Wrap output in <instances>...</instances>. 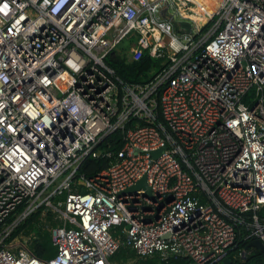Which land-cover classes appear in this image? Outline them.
<instances>
[{
  "label": "built area",
  "instance_id": "2783aa9c",
  "mask_svg": "<svg viewBox=\"0 0 264 264\" xmlns=\"http://www.w3.org/2000/svg\"><path fill=\"white\" fill-rule=\"evenodd\" d=\"M207 3L0 0V264H114L120 245L236 264V222L264 244V0ZM145 53L162 66L144 83L109 65ZM118 129L110 164L75 179ZM143 176L150 193L127 190ZM39 207L56 221L48 259L7 241Z\"/></svg>",
  "mask_w": 264,
  "mask_h": 264
},
{
  "label": "trees",
  "instance_id": "16d2710c",
  "mask_svg": "<svg viewBox=\"0 0 264 264\" xmlns=\"http://www.w3.org/2000/svg\"><path fill=\"white\" fill-rule=\"evenodd\" d=\"M109 65L115 70V74L127 84L144 83L161 68L159 59L150 57L147 53L135 61H126L123 57H116L109 60ZM161 120L160 117L157 118ZM144 120H131L124 128L135 124H144ZM123 144L122 130H115L112 133L104 136L97 145V150L100 154L95 157L86 158L78 167L75 179L90 178L99 174L105 169L114 159L115 154L120 150ZM110 153V157H108ZM73 190L80 193H85L86 188L83 185L73 186ZM22 208H18L17 212ZM43 207L37 208L24 220H22L15 230L10 234L7 241H11L15 237H27V247L34 256L40 259L51 258L56 249L52 243L51 228L56 224L53 219V214L46 212L44 215V222H41V211ZM259 220L264 222V206L257 212ZM12 219V217L10 218ZM121 227H114L111 229L113 236H121ZM236 239L233 245L229 248V256L233 260V254L240 249L248 246L252 238H245L246 226L242 223H235ZM249 253L245 259H236V264H264V252L256 248H248ZM116 264H187L188 259L182 256L171 257L168 262L160 260L158 256L137 257L134 252L124 245H120L116 253L111 257Z\"/></svg>",
  "mask_w": 264,
  "mask_h": 264
},
{
  "label": "water",
  "instance_id": "95a60500",
  "mask_svg": "<svg viewBox=\"0 0 264 264\" xmlns=\"http://www.w3.org/2000/svg\"><path fill=\"white\" fill-rule=\"evenodd\" d=\"M161 14L164 17L170 18L169 16H166L165 15V10H162L161 11ZM172 21H173V23H174L175 26L177 25V26H179L181 28L186 29L187 31H190L191 30V25L187 21H179L177 19H172ZM162 149H164V147H162V148H160V149H158L156 151H153L152 152L153 158H156ZM138 188H146L147 189V192L150 193V188L146 184V177L145 176H143L141 179H139L137 181V183L134 185L133 188H128L127 190L128 191H131V190L138 189ZM248 247H255L259 251L264 252V244L262 243V241L260 239H256L255 238V239L251 240L250 243L248 244V246L246 248H248ZM223 262H224V264H232L231 263V260L228 257L224 258L223 259Z\"/></svg>",
  "mask_w": 264,
  "mask_h": 264
},
{
  "label": "rangeland",
  "instance_id": "374dc122",
  "mask_svg": "<svg viewBox=\"0 0 264 264\" xmlns=\"http://www.w3.org/2000/svg\"><path fill=\"white\" fill-rule=\"evenodd\" d=\"M205 2H208V1H210V0H204ZM206 4H208V3H206ZM124 42H126V41H124ZM123 42V43H124ZM49 191H51V190H49ZM49 191L47 192V193H49ZM47 193L45 194V195H47ZM44 195V196H45ZM44 197H42L41 198V200L43 199ZM53 208V207H52ZM46 212H49V213H51V214H53V210L51 209V208H49V209H43L42 211H41V222H44L45 220H44V215L46 214ZM27 237L25 238V241L27 242ZM20 241H21V239L19 238V237H17V239H15V241L13 242V243H20ZM111 262L112 263H114V264H116V262L114 261V260H112V258H111Z\"/></svg>",
  "mask_w": 264,
  "mask_h": 264
},
{
  "label": "bare ground",
  "instance_id": "6f19581e",
  "mask_svg": "<svg viewBox=\"0 0 264 264\" xmlns=\"http://www.w3.org/2000/svg\"><path fill=\"white\" fill-rule=\"evenodd\" d=\"M196 2H198V3H200V2H202V3H207V2H205L204 0H195Z\"/></svg>",
  "mask_w": 264,
  "mask_h": 264
}]
</instances>
